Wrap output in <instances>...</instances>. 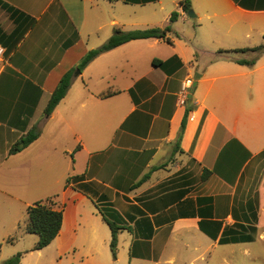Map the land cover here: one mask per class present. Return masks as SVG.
Instances as JSON below:
<instances>
[{"label":"crops","instance_id":"obj_1","mask_svg":"<svg viewBox=\"0 0 264 264\" xmlns=\"http://www.w3.org/2000/svg\"><path fill=\"white\" fill-rule=\"evenodd\" d=\"M179 1L0 0V205L53 199L61 229L69 210L103 264L99 209L118 228V264H237L235 253L264 264V54L246 66L235 60L251 54L218 52L264 46V0H190L194 18ZM167 25L170 42L94 58L44 115L61 78L114 31Z\"/></svg>","mask_w":264,"mask_h":264},{"label":"trees","instance_id":"obj_2","mask_svg":"<svg viewBox=\"0 0 264 264\" xmlns=\"http://www.w3.org/2000/svg\"><path fill=\"white\" fill-rule=\"evenodd\" d=\"M178 6L185 13H188L191 10L190 0H180ZM178 17L177 13H172L170 16V23L176 21ZM170 32V26L167 25L164 28H150L145 30H134L129 32H123L120 30L114 31V34L100 47L89 51L80 61L77 66L78 70H83L94 58L99 56L102 53L110 51L118 46H121L127 42L133 40H143V39H165L167 42H170L167 38V34ZM220 54H228V53H238V54H251L253 57L249 60H235L236 63L240 65L253 66L258 59V57L264 54V46L259 45L253 48H244L238 49L234 51H218ZM153 61V64L156 66H162V63H157ZM72 82V71L67 72L59 81L55 90L53 91L45 109L44 115L49 116L58 103L64 98L66 95L70 85ZM114 92H106L101 95V97L106 98L114 95ZM187 118V112L184 114V118L181 124V132L184 129L185 121ZM38 131L36 129L28 132L26 135L21 137V139L16 142L11 148L9 153L15 154L23 149H25L30 143H32L38 137ZM210 174L209 171H204L202 175V179H205ZM79 177H70L67 179L66 184H69L72 180ZM148 176H144L142 180H145ZM62 212L63 209H55L54 201L51 198L46 199L45 201L36 202L26 209L27 214V223L24 228L26 233L35 234L37 236V243L34 247V250H42L47 247L58 235L61 226H62ZM104 222L110 228L111 232V240L109 244L110 252L115 259L116 250H117V232L118 228L111 223L105 216H103ZM22 257L21 253H17L16 255L4 260L2 264H19L20 259Z\"/></svg>","mask_w":264,"mask_h":264},{"label":"rangeland","instance_id":"obj_3","mask_svg":"<svg viewBox=\"0 0 264 264\" xmlns=\"http://www.w3.org/2000/svg\"><path fill=\"white\" fill-rule=\"evenodd\" d=\"M78 72H80V70L77 68L72 71V77L78 76ZM77 78V83L79 84L82 80L80 77ZM67 185L68 184L65 186ZM38 196V194H33L31 196V199L33 198L37 201H28L30 202V205L39 202V200L45 201L48 198ZM0 197L3 196L0 195ZM10 201L14 203L13 207L0 205V219L2 220L0 222V264L17 253L22 254L19 264H103L102 257L92 260L89 256L90 249L94 247L95 244H91L88 239L83 237L84 232L86 233L85 230L76 228L73 225L72 216L69 210H67L61 234L44 249L34 250L37 243V236L35 234L26 233L24 230L27 223L26 208L20 202L15 200ZM58 208H60L59 203H57V209ZM68 209H70L69 205ZM13 212H15V217H12ZM99 212L102 217L105 216L101 209H99ZM11 220L14 221L11 222ZM251 247L254 248L256 252L258 251L261 253L262 251V248H260L259 245H251ZM101 248L104 249L107 255V257L105 255V264H118V261L115 260L117 255L114 259L107 242L102 243ZM226 254H229V252H226ZM231 260L237 264H249L244 257L240 255L237 256L236 253L231 255ZM119 264L122 263L120 262ZM252 264H262V262L257 261Z\"/></svg>","mask_w":264,"mask_h":264},{"label":"built area","instance_id":"obj_4","mask_svg":"<svg viewBox=\"0 0 264 264\" xmlns=\"http://www.w3.org/2000/svg\"><path fill=\"white\" fill-rule=\"evenodd\" d=\"M3 56V49L0 47V61ZM192 86V81L190 79L185 80L180 87V90L176 96L178 106H184L188 100L189 89Z\"/></svg>","mask_w":264,"mask_h":264},{"label":"water","instance_id":"obj_5","mask_svg":"<svg viewBox=\"0 0 264 264\" xmlns=\"http://www.w3.org/2000/svg\"><path fill=\"white\" fill-rule=\"evenodd\" d=\"M187 15H188V17H190V18H194L195 17V15H194V13L190 10L188 13H187ZM79 73V72H78ZM77 73V74H78Z\"/></svg>","mask_w":264,"mask_h":264}]
</instances>
